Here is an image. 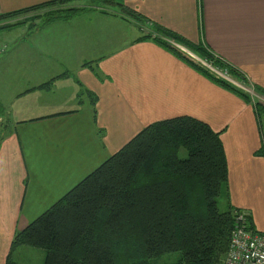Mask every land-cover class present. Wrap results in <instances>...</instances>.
<instances>
[{
	"label": "crops",
	"instance_id": "0c3cea01",
	"mask_svg": "<svg viewBox=\"0 0 264 264\" xmlns=\"http://www.w3.org/2000/svg\"><path fill=\"white\" fill-rule=\"evenodd\" d=\"M47 1L0 0V15ZM117 1L152 26L204 44L264 97V0ZM110 5L117 8L9 41L16 46L5 59L20 52V63L0 66V264H23L24 256L44 264L45 252L13 246L15 234L146 126L180 116L220 133L229 206L246 210L264 233V113L255 108L264 99L246 101L153 39L141 40L138 21Z\"/></svg>",
	"mask_w": 264,
	"mask_h": 264
},
{
	"label": "trees",
	"instance_id": "16d2710c",
	"mask_svg": "<svg viewBox=\"0 0 264 264\" xmlns=\"http://www.w3.org/2000/svg\"><path fill=\"white\" fill-rule=\"evenodd\" d=\"M74 1L50 0L2 14L0 19L41 11V23L36 27H44L94 9L70 5ZM93 2L97 6L118 4L140 24L148 21L117 0ZM151 29L157 36L145 34L141 40L153 39L211 81L250 101V93L221 78L167 39L184 46L212 68L227 71L248 85L238 68L204 44H195L159 25ZM256 101L260 118L264 102ZM185 150L187 156L182 157ZM228 177L219 132L190 116L158 121L142 129L17 232L13 246L43 249L44 264H148L150 258L173 252H180L181 256L172 264H223L240 210L231 205L228 211L219 210L217 199L224 187L228 191ZM250 217L249 214L248 228L255 231ZM7 264L15 262L9 259Z\"/></svg>",
	"mask_w": 264,
	"mask_h": 264
},
{
	"label": "rangeland",
	"instance_id": "374dc122",
	"mask_svg": "<svg viewBox=\"0 0 264 264\" xmlns=\"http://www.w3.org/2000/svg\"><path fill=\"white\" fill-rule=\"evenodd\" d=\"M87 3L85 4V2L83 0H75L73 3H70V5L86 6V7H92L94 9H97V8L102 9V7L106 6L103 4H99L100 6H97L93 2V0H89V4H87ZM108 7H110L111 9L117 8L116 6H111V5H108ZM39 14H41V11H31L28 13L19 14L15 17L0 19V54L5 52L6 49H8L7 52L2 57H0V61H1L0 66L7 63L8 59H5L6 55L9 54L10 51L13 50L14 47L16 46L15 42L14 43L9 42L10 39H12L13 37L18 38L19 35H22L24 33H28L30 28H35L37 25H39L41 23V19H42ZM125 15L128 16V14H125ZM9 25H12V26H9ZM138 25L140 27H142L144 35L153 33V31L146 28L145 24H142V23L140 24L138 22ZM152 36H153V34H152ZM7 46H8V48H7ZM9 59L10 60L8 61L7 64L20 63V52H16L15 56L13 55ZM199 62H201L202 64H204L203 62L207 63V61H205L204 59H201V60L199 59ZM205 66H207V65H205ZM207 68H209V67L207 66ZM3 73L5 74V80L10 79V78H8V76L11 77L12 74H10V73L7 74L6 72H3ZM244 86H246L247 89H242V90L244 92H248V88H250V87L245 85V84H244ZM238 88H240V87H238ZM252 95L254 98L256 97L257 99H261V98L264 99V97L260 98V96H258L256 94V92H254L251 89V96ZM1 123L2 122L0 121V124ZM181 156L182 157L187 156L186 150L181 152ZM217 202H218L219 210L221 212H225V211L229 210L228 193H227L225 187L223 188L221 195L218 197ZM17 246H24V245H17ZM28 247H30V246H28ZM37 250H40L41 252H45L43 249H37ZM180 256H181L180 252L167 253V254H163L161 256H157V257H153V258L148 259V264H172V263H175L180 258ZM22 263L23 264H31L30 263V257L24 256ZM37 263H38V258L35 256V258L32 261V264H37ZM224 263H225V258L223 260V264Z\"/></svg>",
	"mask_w": 264,
	"mask_h": 264
},
{
	"label": "built area",
	"instance_id": "2783aa9c",
	"mask_svg": "<svg viewBox=\"0 0 264 264\" xmlns=\"http://www.w3.org/2000/svg\"><path fill=\"white\" fill-rule=\"evenodd\" d=\"M145 26L151 30L152 23L147 22ZM152 34L153 37L157 36V33L153 32ZM167 40L178 49L199 60V58H197L184 46L173 40ZM203 63L211 68L221 78L237 87H240L241 89H247L243 83L231 77L227 71L217 70L212 68L206 62ZM248 91L251 93V88H248ZM248 215L249 213L246 210L241 209L236 214V223L232 231L231 242L224 264H264V233L252 231L248 228Z\"/></svg>",
	"mask_w": 264,
	"mask_h": 264
}]
</instances>
